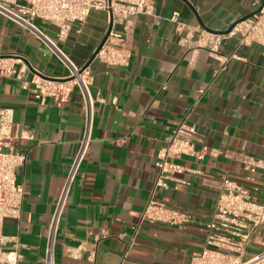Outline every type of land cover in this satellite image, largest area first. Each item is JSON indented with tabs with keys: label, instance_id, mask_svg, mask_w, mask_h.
<instances>
[{
	"label": "crops",
	"instance_id": "obj_1",
	"mask_svg": "<svg viewBox=\"0 0 264 264\" xmlns=\"http://www.w3.org/2000/svg\"><path fill=\"white\" fill-rule=\"evenodd\" d=\"M185 1L189 5L154 0L153 16H138L129 32L124 25L116 27L132 50L128 67L94 60L88 68L92 140L59 223L54 264H190L205 246L206 225L224 179L249 189L257 201L264 198V168L246 165L248 158L264 161L261 49L227 40L221 54L237 59L221 65L207 51L192 54L182 48L168 20L179 13L192 27L225 32L255 14L264 0ZM34 25L57 39L50 23ZM109 28L107 14L92 11L58 46L77 66H86ZM0 55L20 58L11 61L16 74L0 76V110H12L15 123L35 136L17 145L27 157L16 171V182L25 190L23 213L20 220L5 221L3 250L18 245L21 264H45L49 226L85 130V100L75 87L62 108L52 99L42 105L23 89L35 75L61 80L69 71L31 30L2 16ZM181 122L196 128V150L206 156L177 159L184 173L169 189L157 188L158 153ZM152 197L188 213L191 222L146 224L129 248Z\"/></svg>",
	"mask_w": 264,
	"mask_h": 264
},
{
	"label": "built area",
	"instance_id": "obj_2",
	"mask_svg": "<svg viewBox=\"0 0 264 264\" xmlns=\"http://www.w3.org/2000/svg\"><path fill=\"white\" fill-rule=\"evenodd\" d=\"M258 10L260 11L253 17L237 22L226 30V34H214L200 27H192L181 20L179 13H174L168 20L176 26L182 48L192 54L201 50L207 51L214 62L226 65L230 60L237 59L236 55L227 57L221 54L224 42L233 38L237 39L239 48L259 47L264 57V4L258 6ZM92 11H102L109 19L112 17L111 31L95 60L109 67H128L132 50L127 44L126 36L118 32L116 27L124 25L123 30L129 32L138 16H153L154 0H0V16L31 30L69 71L61 80L35 75L31 83L23 82V89L29 91L42 105L47 99H52L62 108L69 102L75 87L81 89L85 100V130L49 226L45 264H54L55 237L59 223L92 140L93 103L88 89L92 80L91 72L89 67L77 66L60 49L58 42L65 41L72 27L83 24ZM35 21L48 22L55 27L58 30L57 39L40 31L34 25ZM13 59L20 58L17 55H0V76L16 74L11 63ZM17 75L22 79V72ZM200 93L203 94L204 91ZM34 140L33 133L21 129L15 123L12 110H0V264H21L22 261L18 245H15L13 251L3 250L7 240L3 228L6 220H20L23 213L25 190L16 182V171L25 165L27 157L18 150L17 145ZM196 144V128L181 122L158 153L155 182L157 188L169 189L170 183L177 180L176 176L184 173L185 168L175 162L177 159H204L206 152H198ZM246 165L252 169H263L264 161L248 158ZM189 222L191 216L188 213L173 210L152 197L133 228L129 248L135 245L142 227L146 224L180 226ZM206 227L205 246L199 254L192 257L190 264H264V250L246 259L253 238L257 243L262 242L264 198L261 201L255 200L249 189L226 178L221 184V193Z\"/></svg>",
	"mask_w": 264,
	"mask_h": 264
},
{
	"label": "water",
	"instance_id": "obj_3",
	"mask_svg": "<svg viewBox=\"0 0 264 264\" xmlns=\"http://www.w3.org/2000/svg\"><path fill=\"white\" fill-rule=\"evenodd\" d=\"M184 2H186L188 5H189V3L187 2V1H185V0H183ZM263 4H264V1H263ZM262 4V5H263ZM193 11H194V9H192ZM260 10H258L255 14H252L251 16H249V17H247V18H244L243 20H240V21H244V20H246V19H249V18H251V17H253L254 15H256L258 12H259ZM195 12V11H194ZM111 21H110V28H109V30H108V32H107V34H106V36H105V38H104V40L102 41V43H101V45L98 47V49L96 50V52L94 53V55H93V57L91 58V60L88 62V64L85 66V68H87V67H89L91 64H92V62L95 60V57H96V55L98 54V52L100 51V49L102 48V46L104 45V43H105V41L107 40V38H108V36H109V33H110V31H111V28H112V17H111V19H110ZM239 21V22H240ZM201 23V26H204L203 24H202V22H200ZM206 31H208V32H211V33H214V34H226L228 31H225V32H216V31H211V30H207V29H205Z\"/></svg>",
	"mask_w": 264,
	"mask_h": 264
},
{
	"label": "rangeland",
	"instance_id": "obj_4",
	"mask_svg": "<svg viewBox=\"0 0 264 264\" xmlns=\"http://www.w3.org/2000/svg\"><path fill=\"white\" fill-rule=\"evenodd\" d=\"M262 238V242L261 243H257L255 241V238H253V243L252 245L249 247V250L246 254V259H249L255 255L260 254L263 250H264V233L261 235ZM256 242V243H255Z\"/></svg>",
	"mask_w": 264,
	"mask_h": 264
}]
</instances>
